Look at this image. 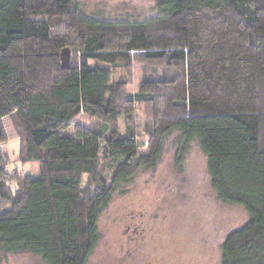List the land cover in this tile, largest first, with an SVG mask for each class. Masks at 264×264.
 <instances>
[{"label":"trees","instance_id":"16d2710c","mask_svg":"<svg viewBox=\"0 0 264 264\" xmlns=\"http://www.w3.org/2000/svg\"><path fill=\"white\" fill-rule=\"evenodd\" d=\"M155 9L113 21L78 0H0L1 254L87 264L115 187L175 132L176 160L196 141L218 198L248 212L220 264H264V0ZM16 138V161L38 162L39 177L10 170L2 145Z\"/></svg>","mask_w":264,"mask_h":264},{"label":"rangeland","instance_id":"374dc122","mask_svg":"<svg viewBox=\"0 0 264 264\" xmlns=\"http://www.w3.org/2000/svg\"><path fill=\"white\" fill-rule=\"evenodd\" d=\"M157 1L78 0L88 15L113 21L143 20L154 14ZM140 70L134 66L130 91L137 89ZM138 118H143L139 110ZM2 146L16 161L19 139ZM176 155L173 132L164 138L154 167L140 168L115 187L100 216V240L87 264H220L225 238L248 220V212L218 198L207 157L196 141L183 159L177 161ZM16 162L12 172L19 168L40 176L38 162ZM0 264L47 263L32 253H0Z\"/></svg>","mask_w":264,"mask_h":264},{"label":"water","instance_id":"95a60500","mask_svg":"<svg viewBox=\"0 0 264 264\" xmlns=\"http://www.w3.org/2000/svg\"><path fill=\"white\" fill-rule=\"evenodd\" d=\"M61 54H62L63 60L68 59V58L70 57V55H71V50H70V48H69V47H65V48H63Z\"/></svg>","mask_w":264,"mask_h":264}]
</instances>
